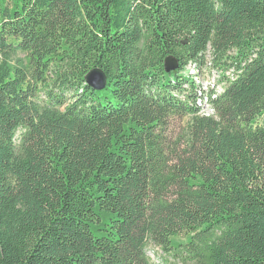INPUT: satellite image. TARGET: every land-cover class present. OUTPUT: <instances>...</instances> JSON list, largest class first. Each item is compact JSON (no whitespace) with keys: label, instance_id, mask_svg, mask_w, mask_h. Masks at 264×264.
I'll return each instance as SVG.
<instances>
[{"label":"trees","instance_id":"trees-1","mask_svg":"<svg viewBox=\"0 0 264 264\" xmlns=\"http://www.w3.org/2000/svg\"><path fill=\"white\" fill-rule=\"evenodd\" d=\"M149 243L264 264V0H0V264H151Z\"/></svg>","mask_w":264,"mask_h":264},{"label":"rangeland","instance_id":"rangeland-1","mask_svg":"<svg viewBox=\"0 0 264 264\" xmlns=\"http://www.w3.org/2000/svg\"><path fill=\"white\" fill-rule=\"evenodd\" d=\"M206 59L209 64L206 65L207 67L203 69V72L200 73V75L196 71L195 66L193 64L188 66L186 73L187 75L189 73L198 75L195 77V80L202 87L205 86L207 89H210V88L212 89L214 87L218 91H221L222 89H221V84L219 83V79L221 75H223V71L220 68L212 66L213 65L211 63L212 55L210 52H208ZM28 63H29V59L27 58V53H24V52L18 53L16 56L12 57L11 59V64L13 67L25 68L26 66H28ZM55 80H56V73L53 71V73L49 74L47 77L49 86L46 87L44 85H39V88H40L39 90L46 89V88L48 90H54L55 87L53 83ZM39 90H38V93L40 94V99L39 98L37 99L38 103L39 101L45 99V91L42 90V93H41ZM204 112L206 115L213 116L215 118L217 116L215 109H212L210 107L204 108ZM179 121H180L179 126L176 127L177 130L175 131V133L171 135L173 137V140H177V139L179 140L180 137L183 139V135H185L186 133L188 119L185 117V118L180 119ZM181 241L182 239L180 238L176 239V242H181ZM144 252H145L147 259L149 260L151 264H182V262L178 258H175L174 256L163 252L162 249H160L159 247L155 246L152 243H149L147 247H145Z\"/></svg>","mask_w":264,"mask_h":264},{"label":"water","instance_id":"water-1","mask_svg":"<svg viewBox=\"0 0 264 264\" xmlns=\"http://www.w3.org/2000/svg\"><path fill=\"white\" fill-rule=\"evenodd\" d=\"M165 70L170 73L179 68V61L174 55H168L165 59ZM86 84L94 90L102 91L107 87L108 76L102 68H94L85 76Z\"/></svg>","mask_w":264,"mask_h":264},{"label":"built area","instance_id":"built-area-1","mask_svg":"<svg viewBox=\"0 0 264 264\" xmlns=\"http://www.w3.org/2000/svg\"><path fill=\"white\" fill-rule=\"evenodd\" d=\"M198 82H199V80H198ZM203 90H205V92L203 93L204 95H207V93L209 92V90L210 89H207L205 86L203 87ZM216 90V89H215ZM217 92H220V91H217ZM202 93V90L200 91V94ZM204 100L203 99H199V101H198V104L202 107V111L204 112V108H206V107H210L211 108V106H209L208 104H206V105H203V102ZM213 109V108H212ZM205 113V112H204Z\"/></svg>","mask_w":264,"mask_h":264},{"label":"bare ground","instance_id":"bare-ground-1","mask_svg":"<svg viewBox=\"0 0 264 264\" xmlns=\"http://www.w3.org/2000/svg\"><path fill=\"white\" fill-rule=\"evenodd\" d=\"M97 91H98V90H97ZM203 100H204L203 102L205 103V101H206V96H204V99H203Z\"/></svg>","mask_w":264,"mask_h":264}]
</instances>
